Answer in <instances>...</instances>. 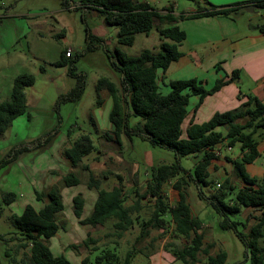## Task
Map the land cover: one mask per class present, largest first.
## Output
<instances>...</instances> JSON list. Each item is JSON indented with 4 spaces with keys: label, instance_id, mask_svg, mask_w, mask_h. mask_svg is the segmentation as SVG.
<instances>
[{
    "label": "trees",
    "instance_id": "obj_1",
    "mask_svg": "<svg viewBox=\"0 0 264 264\" xmlns=\"http://www.w3.org/2000/svg\"><path fill=\"white\" fill-rule=\"evenodd\" d=\"M195 3L196 10L193 13H181L178 16L172 14V8L157 12L150 4L136 0H77L78 7L72 6V10H90L103 16L108 26L116 28V42L118 45L131 46L138 34L148 35L155 28L162 40L159 49L152 51L141 50L135 56H127L115 49L111 59V66L119 74V86L107 78H100L95 85L98 92L107 90L112 99V108L109 113V122L113 126L111 136L105 134L107 140L121 145V137L130 138L137 135L142 140L148 141L152 146L168 149L174 154V162L152 166L149 171L146 196L155 200V208L147 220L133 217L136 206H125L122 179L117 177L118 183L110 190L100 188V182L90 173L86 186L96 192V199L90 213L79 221L82 226H103L109 219H113V228L120 237L138 221L140 237L148 236L150 229L170 231L171 238L182 237L188 239L187 245L171 251L173 257L182 264H197L198 255L205 256V264H227V254L219 251L211 255L209 250L213 244H203L202 222L193 217L186 202V193L182 189V183L177 180L173 187L178 192V200L173 206H168L164 201L162 186L180 176L178 179L187 178L197 188V196L206 202L217 214L220 215L218 228L230 230L244 248V257L249 264H264V249L262 241L264 236V176L257 182L249 178L244 172V165L252 163L258 157L256 141L253 138L257 129L264 128V102L252 95H244L239 92L238 99H245L232 110L214 113L209 120L197 123L193 116L187 122L189 100L198 97V104L206 96L212 95L222 86L237 82L239 72L233 71L227 80L220 79L208 89L202 81L197 79H179L168 83V92L163 94L157 85V72L165 73L171 63L177 61L183 54L179 45L185 40L186 34L177 25V21L196 19L201 17L225 16L235 19V8H216L206 0H202L204 6H200L199 0H189ZM258 2L256 4H260ZM61 7L68 8L66 0H61ZM233 15L230 16V15ZM158 22L159 25L156 24ZM166 23V27L160 25ZM264 32V26H257ZM85 50H90L91 38L87 27ZM169 41H164V40ZM77 58V57H76ZM66 59L61 55L55 62V66H63ZM69 73L72 74L73 60L70 61ZM35 78L31 74L17 76L10 91L9 99L0 103V135L8 130L15 118L25 113L27 104L24 89L34 84ZM84 91V79L82 75L76 76V84L65 94L59 95L60 103H76L82 97ZM264 93V81H263ZM196 105L193 109H197ZM135 118L137 121L130 126L129 121ZM226 128L225 137L229 138L228 145L240 144L242 156L239 161L232 163L236 175L249 186L235 192L234 198L228 200V193L232 191L228 181L219 187H214L208 180L207 168L215 158L214 148L222 142L224 135L217 129ZM93 141L88 135L79 136L71 146L63 151L65 158L72 167L78 166L82 159L95 152ZM201 154L191 173L181 167L179 159L190 155ZM15 152L9 156L14 159ZM4 162V161H3ZM2 162V163H3ZM1 165V163H0ZM1 168V167H0ZM82 168L88 172V166ZM186 181V180H185ZM186 183V182H184ZM65 188H71L80 184L79 178L72 172L62 177ZM36 193V200L46 199L41 208L35 209L27 204L19 215L12 217V225L21 239L25 241L24 247L29 250V264H71L62 255L55 256L48 248L46 241L53 237L58 229L62 228V222H57L56 216L64 210L60 191L56 187L50 188L45 194ZM14 195H3L5 205L11 203ZM83 200L79 195L72 198L74 212H81ZM242 207H255L260 213L258 216H249L243 221L232 220L231 217L240 212ZM252 220L247 233L238 230ZM90 240L86 238L83 246H87ZM80 246V245H79ZM70 248H78V245H70ZM137 252L129 251L123 261L110 252L102 256H96L90 262L85 256L82 264H129Z\"/></svg>",
    "mask_w": 264,
    "mask_h": 264
},
{
    "label": "rangeland",
    "instance_id": "obj_2",
    "mask_svg": "<svg viewBox=\"0 0 264 264\" xmlns=\"http://www.w3.org/2000/svg\"><path fill=\"white\" fill-rule=\"evenodd\" d=\"M146 1L159 13L167 7L179 14L189 7H196L189 0ZM66 2L69 9H61L60 0H0V15L9 14L8 17L0 18V103L9 99L17 76L31 74L35 78L34 84L24 89L28 105L25 113L15 118L11 127L0 135V264H29L28 247H24L25 241L14 229L12 217L19 215L27 204L37 210L46 203V199L36 200L35 192L45 194L50 188L56 187L62 194L65 207L62 212H66L70 219L72 215L69 212H74V196L79 195L86 206H90L94 193L96 194L86 186L88 172L82 168L91 164L95 166L93 174L102 189L110 190L115 186L118 175L122 179L125 205L137 206L135 212H139L140 220H147L155 208V200L145 195L150 168L174 162L172 151L152 146L137 135L130 138L122 136L121 145L106 139L105 134L111 136V133L97 136L89 121L97 98L102 96L95 90L97 81L107 78L114 84H119V74L110 63L113 58L110 59L108 55L113 56L115 49L127 56H135L143 49L157 51L162 40L155 28L148 35H136L131 46L118 45L116 28L111 27V31H106L107 24L103 16L86 9L72 10L73 5L78 7L77 0ZM232 14L235 18L239 17L234 12ZM232 14L230 16L233 17ZM256 20L259 24L264 22L259 15ZM156 24L159 25L158 22ZM160 26L166 27L167 24ZM85 27L92 36L90 50H85L88 43ZM187 48L188 44L184 43L180 50L186 52ZM66 51L70 52L71 59H66L63 66H55V62ZM71 60L72 74L69 73ZM77 75H82L84 79V91L80 100L76 103L58 102L57 97L65 95L76 84ZM236 91L237 94L239 91L244 93L245 88L237 86ZM129 123L130 126L134 125L131 119ZM81 135L91 137L96 151L83 158L78 166L72 167L63 151ZM12 152H15L14 159L9 157ZM179 164L183 168H190L191 160L181 157ZM133 169L136 171L135 175H132ZM69 172L79 178L78 186H63L62 177ZM179 177L162 186L165 203L173 206L177 202V196L168 191L174 189V183L180 180L190 211L193 215L200 212L198 218L202 222L203 244H213L209 253L215 255L219 251L228 250L230 256L228 254L227 264H249L244 257V248L233 232L218 228L220 215L207 206L204 200L206 206L200 211L191 194L192 182L177 179ZM7 193L15 197L5 205L3 195ZM233 198V194L228 193V200ZM249 216L251 215L242 216L237 213L231 219L243 221ZM113 222V219H109L103 226H87L86 234L83 230L80 232L79 227L78 232L83 240L88 238L93 242L89 241L86 247L82 243L76 244L78 248L73 250L82 253L90 262L106 252L113 253L119 261H123L127 252L140 251L141 255L130 263L140 264L144 263L160 243H164V250L171 252L184 247L188 242V239L182 237L171 238L173 225L167 232L150 229L148 236L141 238L138 221L118 237ZM251 223L250 219L243 228L239 226L238 230L247 233ZM77 235L68 232L66 236L73 240ZM224 241L228 249H224ZM143 242L151 244L142 249ZM73 250H65L63 256L71 264H79V255ZM198 261L197 264H205V256L199 254Z\"/></svg>",
    "mask_w": 264,
    "mask_h": 264
},
{
    "label": "crops",
    "instance_id": "obj_3",
    "mask_svg": "<svg viewBox=\"0 0 264 264\" xmlns=\"http://www.w3.org/2000/svg\"><path fill=\"white\" fill-rule=\"evenodd\" d=\"M206 1L216 8H235L237 9V15L239 17L232 19L225 16H214L177 21L176 25L186 34L185 40L179 45V50L184 43L188 44V48L186 52L180 50L183 55L177 61L171 63L165 73L160 71L157 72V85L159 91L166 94L169 90L168 83L173 80L190 78L197 79L205 83L204 87L208 89L212 87L217 80H227L233 71L237 70L239 72V77L236 83L230 82L222 86L212 95L203 98L200 104H198V97H191L187 107V122L193 116L195 122L202 123L209 120L216 112H224L236 108L239 102L245 100L242 99L239 101L236 91L237 86L245 88L244 93L239 91L241 94L252 95L259 101L264 102V32H261L257 27L261 25L264 26V22L259 24L258 20H256V16L258 15L261 17V20H264V0ZM138 2L149 4L146 0H140ZM258 2L261 3L256 4ZM199 4L200 6H204L203 1L201 0H199ZM61 9L64 8L61 7ZM195 10L196 7H189L184 13L190 14L195 12ZM172 14L174 16L179 15V13L174 12L173 8ZM8 15V13H5L4 15H0V18L8 17ZM242 19L243 23H241ZM105 27L106 31H111V26L106 25ZM98 92L102 96L101 98H97L96 107L94 108L93 113L89 116V121L96 130L97 136H101L105 133H112L113 131V126L109 122L112 99L107 90L101 89ZM196 105H198L197 109L193 111ZM131 120H133L134 123L137 121L135 118H131ZM217 130L222 132L224 139L214 148L215 158L207 168L208 180L212 181L214 187L228 181L233 188L231 191L233 196L235 195V192L241 188L251 187L255 189L256 185L249 186L240 176L236 175L233 170L232 163L239 161L242 156L240 144L235 143L232 146H229V138L225 137L226 128L220 127ZM253 138L256 141V148L259 155L252 163L244 165V172L249 178L260 182L264 176V128L257 129ZM200 156L201 154L186 156L191 160V167L184 169L191 173ZM87 166L88 174L90 173L95 179H97L93 174L95 166L91 164ZM135 173L136 171L133 169L132 175H135ZM191 185L193 187L191 194L195 197V203L201 211L206 205L202 199L198 198L196 186L193 183ZM188 186H190V184H188ZM168 192L170 194H175L178 200L177 190L169 189ZM95 199L96 194L94 193V198L92 199L93 201L90 206H86L82 199V212H69L72 215L70 219L66 212H61V216H56L57 222H62V228L58 229L55 235L46 241L48 248L55 256H63L65 250H73L69 247L70 245L81 244L84 241L80 232L83 230V233L86 234V232H88L86 231L87 226L80 225L79 221L90 213ZM186 202L188 203L187 195ZM85 209L86 212H83ZM189 209L191 210L190 205ZM136 210L137 209L133 211V217L139 215V212H135ZM239 213H241L242 216H244V214L245 216H258L260 211L255 207H242ZM199 214L200 212L193 215L191 212L193 217L198 218ZM79 227L81 228L80 232H78ZM68 232H74L78 235L72 240L66 236ZM213 239L215 240L216 238ZM221 241L223 243V240ZM143 243L142 249L151 244L149 242ZM225 243L226 242L224 241V249H228ZM158 245L154 247L155 251L148 255L144 263L141 262L140 264H182L181 261L173 257L171 252L164 250V243ZM262 247L264 249V236ZM73 252L79 255V264H82L81 261L84 258L83 254L77 253L75 250H73ZM224 252L227 254V260L229 251L227 250ZM139 255H141V252L137 251L132 259L135 260V257H139Z\"/></svg>",
    "mask_w": 264,
    "mask_h": 264
},
{
    "label": "built area",
    "instance_id": "obj_4",
    "mask_svg": "<svg viewBox=\"0 0 264 264\" xmlns=\"http://www.w3.org/2000/svg\"><path fill=\"white\" fill-rule=\"evenodd\" d=\"M71 9H72V7H71ZM65 56H66V57H70V56H71L70 52H69V51H66V52H65ZM216 187H219V185H217Z\"/></svg>",
    "mask_w": 264,
    "mask_h": 264
}]
</instances>
